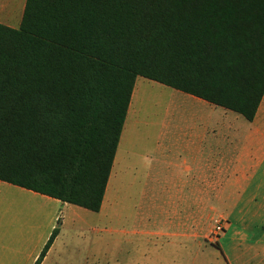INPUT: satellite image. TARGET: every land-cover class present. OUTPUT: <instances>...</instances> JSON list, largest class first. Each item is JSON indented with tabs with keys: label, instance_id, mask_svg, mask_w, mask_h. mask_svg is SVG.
Instances as JSON below:
<instances>
[{
	"label": "trees",
	"instance_id": "1",
	"mask_svg": "<svg viewBox=\"0 0 264 264\" xmlns=\"http://www.w3.org/2000/svg\"><path fill=\"white\" fill-rule=\"evenodd\" d=\"M139 77L253 121L264 0H27L0 25V181L100 212Z\"/></svg>",
	"mask_w": 264,
	"mask_h": 264
},
{
	"label": "crops",
	"instance_id": "2",
	"mask_svg": "<svg viewBox=\"0 0 264 264\" xmlns=\"http://www.w3.org/2000/svg\"><path fill=\"white\" fill-rule=\"evenodd\" d=\"M26 3L0 0V25L18 29ZM136 91L135 85L100 212L106 198H113L119 180L129 187L157 188L154 198L175 199L169 201L171 211L166 210L165 200L157 205L156 219L176 232L150 234L196 241L199 198H215L218 190L223 231L216 240L222 257L217 264H264V98L255 119L248 121L238 113L177 90L174 98L188 112L165 116L159 130L139 131L135 146L134 141L128 144V136L140 126ZM0 188L53 199L4 181H0ZM85 211L78 207L72 215L82 221L89 215ZM60 235L61 231L42 264L48 263ZM44 246L28 254L0 233V264H35Z\"/></svg>",
	"mask_w": 264,
	"mask_h": 264
},
{
	"label": "rangeland",
	"instance_id": "3",
	"mask_svg": "<svg viewBox=\"0 0 264 264\" xmlns=\"http://www.w3.org/2000/svg\"><path fill=\"white\" fill-rule=\"evenodd\" d=\"M136 90L140 126L128 136V144L134 141L136 146L139 131L159 130L165 116L188 112L176 102L178 91L173 88L139 77ZM156 194L157 188L129 187L119 180L104 210H86L89 215L81 221L72 215L78 208L74 205L0 188V233L30 254L44 246L54 225L61 235L47 264H217L222 257L213 234L222 222L220 191L215 190V198H199L196 241L150 234L176 232L156 219L157 205L165 200L171 211L169 201L175 198H154Z\"/></svg>",
	"mask_w": 264,
	"mask_h": 264
},
{
	"label": "built area",
	"instance_id": "4",
	"mask_svg": "<svg viewBox=\"0 0 264 264\" xmlns=\"http://www.w3.org/2000/svg\"><path fill=\"white\" fill-rule=\"evenodd\" d=\"M223 231V227H222V224L220 223L219 225L216 226L215 228V232L213 234V237L215 238V240L218 239L219 237V234Z\"/></svg>",
	"mask_w": 264,
	"mask_h": 264
}]
</instances>
